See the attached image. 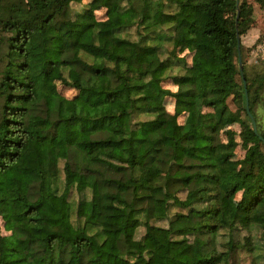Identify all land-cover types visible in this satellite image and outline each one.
<instances>
[{"label":"trees","instance_id":"obj_1","mask_svg":"<svg viewBox=\"0 0 264 264\" xmlns=\"http://www.w3.org/2000/svg\"><path fill=\"white\" fill-rule=\"evenodd\" d=\"M81 1L0 0V264H234L239 250L258 264L264 62L240 71L252 9L93 0L72 15Z\"/></svg>","mask_w":264,"mask_h":264},{"label":"rangeland","instance_id":"obj_2","mask_svg":"<svg viewBox=\"0 0 264 264\" xmlns=\"http://www.w3.org/2000/svg\"><path fill=\"white\" fill-rule=\"evenodd\" d=\"M93 0H82L81 2H73L71 5V12L72 15L75 14H81L83 13L87 8H89V4ZM244 8H251L252 14L250 16H247L244 19V24L242 27L243 35L241 37L242 47H241V53H242V64L243 69L244 66L249 70L253 71L255 67H257L261 62H264V4H260L257 0H244ZM106 8H101L99 10L95 11V17L98 20H103L106 17ZM129 35L131 37L135 38V29L132 28V30L128 31ZM169 46V45H168ZM185 52V50H183ZM179 68H176L174 72H178ZM165 86L174 88L172 86L171 80L169 78L166 79L164 82ZM57 89L58 91L65 97L73 98L78 94V91L72 87L65 86L61 82H57ZM167 108L169 111H174V104L172 99H167ZM229 104L231 108L235 109L236 106L232 100V98L229 99ZM181 120H183V117H181ZM233 129H235L237 132H240L241 127L239 124H234L232 126ZM238 146L235 150V159H241L244 157L245 152L248 147V143L245 142L243 139H241L238 136ZM76 196L74 195L72 197L73 200H75ZM241 198V193H238L236 196V199L239 200ZM0 231L3 234H8L4 228L3 222L0 219ZM144 232V228H139L137 232V236L140 237L142 233ZM251 232L254 234L255 241L261 242L264 245V239H262L261 235L257 234L256 229H250L246 231ZM259 252H264L263 250ZM234 264H251L253 261L252 255L245 250H239L233 257ZM258 264H264V256L261 255L259 259L257 260Z\"/></svg>","mask_w":264,"mask_h":264},{"label":"water","instance_id":"obj_3","mask_svg":"<svg viewBox=\"0 0 264 264\" xmlns=\"http://www.w3.org/2000/svg\"><path fill=\"white\" fill-rule=\"evenodd\" d=\"M237 2H239V0H237ZM237 17H239V13H238V16ZM238 39H239L238 48H239V52H240V45H241V43H240V34L239 33H238ZM240 71H241V73L243 75V64H242L241 59H240ZM245 86H246V84H245ZM254 126H255V130H256V125H254Z\"/></svg>","mask_w":264,"mask_h":264}]
</instances>
